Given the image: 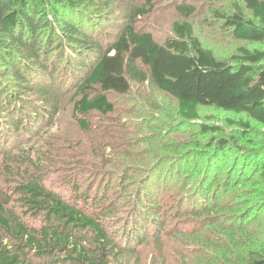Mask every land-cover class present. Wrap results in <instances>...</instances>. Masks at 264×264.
I'll use <instances>...</instances> for the list:
<instances>
[{
    "label": "trees",
    "instance_id": "1",
    "mask_svg": "<svg viewBox=\"0 0 264 264\" xmlns=\"http://www.w3.org/2000/svg\"><path fill=\"white\" fill-rule=\"evenodd\" d=\"M240 1L244 10L233 3L231 13L210 9L209 14L232 38L264 46V0ZM152 2L146 0L121 26L113 18V0H0V151L4 153L0 178L6 176L14 182L10 191L17 200L11 202L23 211L19 213L0 197V264H130L137 249L156 243L166 232L170 214L168 205L160 200L166 186L159 181L148 178L128 186L123 183L125 196L107 204L106 197L77 196V189L72 198L64 199L33 176L14 173L23 166L36 171L39 161L34 149L41 139L37 137L28 147L23 143L30 141L36 125L52 121L59 96L70 94L73 119L86 128L81 117L91 113L107 116L115 111L111 96L130 94L128 75L132 74L171 98L177 116L185 123L200 122L202 110L210 108L243 114L264 128V49L240 48L232 62L218 60L186 21L196 14L190 5L175 7L183 20L174 21L172 35L158 42L131 23L149 14ZM108 24L117 34L106 35L105 48L100 37ZM238 125L240 139L250 136L248 123L238 121ZM199 127L204 133L219 131ZM209 144L216 155L228 148L222 139L213 138ZM14 145L21 147L14 150ZM252 147L254 157L253 141ZM172 160L163 157L162 161ZM214 174L207 170L203 185L197 186L201 192L188 191L183 198L185 208L193 209L187 211V217L194 221L203 218L201 226L208 227L207 232H180L179 239L192 247L194 264H214V260H219L215 264H234L230 259L234 257L237 264H264V246L253 242L244 229L223 226L230 223L228 218L233 220L229 212L223 213L229 208L216 203L208 206L205 190ZM123 178L127 181L129 175ZM255 178V183H262L263 193L259 190L254 196L263 195L259 201L264 202V158ZM24 215L38 218L40 226L27 225ZM240 219L234 217L238 224ZM234 233L243 238L236 240ZM219 234L225 235L227 244ZM179 253L186 264L184 252Z\"/></svg>",
    "mask_w": 264,
    "mask_h": 264
},
{
    "label": "rangeland",
    "instance_id": "2",
    "mask_svg": "<svg viewBox=\"0 0 264 264\" xmlns=\"http://www.w3.org/2000/svg\"><path fill=\"white\" fill-rule=\"evenodd\" d=\"M152 1L149 14L138 16L131 23L136 29L152 34L158 42L172 35L174 21L183 20L178 16L175 7L190 5L195 8L196 14L186 21L192 24L195 36L203 47L211 50L218 60L232 62L233 57L239 54L240 48L250 51L264 49L263 45L232 38L218 25L216 17L209 14L210 9L231 13L233 3L244 10L240 0H220L221 3L215 0ZM145 3L146 0H113L114 21L122 26L130 20L131 14L142 8ZM107 26L106 32L103 31V35L100 33V40L105 48L106 35L111 38L117 34V29L112 24ZM128 79L131 84L130 94L125 98L111 96L109 99L114 104L115 111L107 116L91 113L81 117L87 122L86 128L80 127L73 119L70 94L59 96L56 102L58 110L52 121L47 125L46 121L43 125H36L37 129L30 141L23 143L28 147L33 145L37 137L41 139L39 147L34 149L39 161L36 171L23 166L19 172L14 173L25 178L33 176L42 181L47 190L64 199L72 198L77 189V196L84 198L89 193L94 198L106 197L107 204L125 196L123 183L128 186L131 182L140 183L150 178L165 184L166 188L162 189L160 200L168 205L170 214L165 225L166 232L160 234L156 243L149 242L146 247L137 249V257L131 259L130 264H182L180 251L184 252L183 259L186 264H194L196 254L191 246L179 239V233L190 230L204 234L208 227L202 228L203 218L194 221L187 217L190 215L187 211L193 209L185 208L183 198L188 191L200 193L201 189L197 186L203 185L207 177L205 173L211 170L215 174L211 181H208L205 190V195L209 198L208 206L216 203L229 208L230 211L224 210L223 213L229 212L233 220L234 217L241 219L238 224L237 220L233 222L228 218L227 222L230 223L223 226L233 230L244 229L253 242L264 246V202L259 201L263 195L257 198L254 196L257 191L262 192V183H255V173L264 158V128L243 114L236 115L210 108L202 110L200 122L185 123L177 116L175 102L171 98L153 89L147 82L135 80L132 74L128 75ZM238 121L248 123L251 128L250 136L245 139L238 137ZM202 125L217 127L219 131L204 133L199 127ZM213 138L228 143V148L223 154L216 155L213 147L209 146ZM247 139L251 142L246 141ZM252 141L257 153L254 157ZM19 147L21 146L14 145L13 149L18 150ZM1 153L2 151L0 162L4 154ZM115 154L119 156L114 157ZM163 157L173 160L164 163ZM15 165L12 162V166L16 167ZM153 166H156L155 169L147 175L149 168ZM125 174L129 175L127 181L123 178ZM111 176L115 177L110 178ZM5 178L6 176L0 178V197L9 200V204L17 209L18 203L11 202L17 200L10 191L14 182ZM162 179L165 183L161 182ZM213 196L217 198L212 199ZM75 199L77 200V197ZM94 207H99L96 202ZM94 207L90 206V209L93 210ZM17 211L23 212L22 209ZM22 217L29 226L38 227L41 224L38 218L26 215ZM235 223L234 227L231 226ZM219 235L222 243L227 244L225 235ZM234 237L238 241L243 238L236 233ZM230 259H233L234 264L238 263L236 257ZM217 262L219 260L211 263Z\"/></svg>",
    "mask_w": 264,
    "mask_h": 264
}]
</instances>
